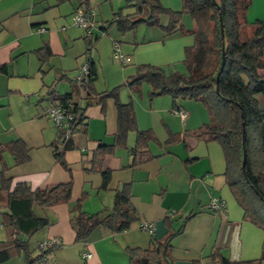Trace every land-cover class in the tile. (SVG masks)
Listing matches in <instances>:
<instances>
[{
    "label": "crops",
    "instance_id": "crops-1",
    "mask_svg": "<svg viewBox=\"0 0 264 264\" xmlns=\"http://www.w3.org/2000/svg\"><path fill=\"white\" fill-rule=\"evenodd\" d=\"M105 3L111 10L110 18L106 17ZM89 6L95 10V32L100 35V27L107 26L105 22L117 12L115 6L122 8L126 3L90 0ZM78 8L74 0H0V142L20 139L28 150V160L18 165L14 164L12 153L4 150L0 169L8 167L4 175L11 178L12 184L25 181L32 188L71 182L69 201L46 208L32 205L34 215L46 218L48 225L31 235L28 250L34 255L39 251V243L52 245L45 264H129L128 248H147L152 240L164 238L169 230L179 228L186 215L194 213L182 233L171 241L172 264H217L212 258L215 250L229 260L262 256L264 231L244 218L243 209L232 195L225 180L226 164L220 145L203 137L183 136L184 131L208 120L207 110L197 101L178 102L180 98L169 95L149 97L150 86L142 83L134 93L131 88L126 91L134 73L126 77L121 69L108 81L104 79L102 89L94 83L95 90L124 84L118 93L119 100L132 101L137 128L153 133L154 139L148 142L153 157L132 164L135 131H130L124 146L112 147L103 157L102 168L111 171L106 188L102 187L100 171L84 169L98 145L114 142L116 108L114 101L107 99L102 104L92 102L86 106L84 127L72 134L71 147L63 151L67 167L56 161L58 131L45 116L43 106L48 91L62 95L77 84L76 74L87 60L86 35L73 21ZM131 11L127 8L123 14ZM249 14L264 19V0H253L247 11L248 21ZM138 27L120 33L111 24L99 36L90 54L97 78L96 61L113 58L114 44L119 45L133 69L138 64L162 66L175 62L193 42L191 34L139 37ZM38 51H44L43 61L38 58ZM128 91L131 94L127 97ZM257 98L264 108V98ZM80 103L85 105L86 101ZM176 108L185 112L184 119ZM169 139H173L172 143H167ZM123 184H129L130 199L139 219L123 232L96 227L87 238L74 240L69 221L74 202L83 196L81 208L86 213L109 209L114 189ZM212 198L223 201L222 210L210 209ZM5 204V195L0 193V223ZM145 221L153 224L152 234L141 228ZM0 230L3 242L6 233L2 226ZM87 252L90 257L84 256ZM0 264H24L22 253L11 248V256Z\"/></svg>",
    "mask_w": 264,
    "mask_h": 264
},
{
    "label": "trees",
    "instance_id": "trees-1",
    "mask_svg": "<svg viewBox=\"0 0 264 264\" xmlns=\"http://www.w3.org/2000/svg\"><path fill=\"white\" fill-rule=\"evenodd\" d=\"M84 12L90 9V0H74ZM253 0H181L182 10L165 8L160 0H126L132 11L122 14L121 10L102 25L101 32L115 24L120 33L133 30L139 22L160 25L165 35L179 31L191 34L193 42L184 48L185 71H166L161 65L138 64L135 73L129 78L128 86L137 90L140 83L150 85L149 97L169 95L172 98L191 99L200 102L208 112V120L183 136L203 137L215 141L222 149L226 170L225 180L232 195L244 211V218L264 231V108L259 106L258 95L264 98V20H247V11ZM168 14L166 24H159L158 15ZM181 12L188 13L194 20L191 28H183ZM101 35V34H100ZM94 32L85 36L87 41V74L79 84H75L65 94L48 91L46 102L62 106L73 115L72 134L84 127L85 109L92 102L102 104L112 99L116 108V130L112 145H98L84 169L98 170L102 176V187L106 188L111 171L102 168L103 157L114 146H124L127 134L135 131L132 147L139 164L153 156L148 150V142L154 139L149 130H140L132 101L122 102L118 97V86L96 91L94 82L97 72L90 54L100 36ZM43 61L44 51L37 52ZM86 104L81 105L80 101ZM42 101V100H41ZM177 111V108H176ZM68 139L63 148L54 152L56 161L67 167L63 151L71 147ZM169 139L167 143H172ZM57 142V141H56ZM4 150L14 156V164L28 160L25 144L20 139L0 142V158ZM244 157V162L242 165ZM88 166V167H87ZM7 166L0 169V193L5 195L6 211L0 223L6 239L0 242V262L11 256V248L22 253L24 264H45L52 245H37L34 255L28 250V239L33 233L48 225L46 218L37 217L32 205L46 208L59 202H67L71 195V182L57 183L44 188H32L25 181L12 184L5 177ZM129 184L114 189L113 202L109 209L86 213L81 208L83 196L70 208L69 221L74 231V240L89 236L96 227L123 232L139 219L130 199ZM194 213L183 218L178 229L169 230L164 238L152 240L145 249L128 248L129 264H172L170 247L173 237L182 233L186 221ZM212 258L217 264H264V254L251 260H229L215 250Z\"/></svg>",
    "mask_w": 264,
    "mask_h": 264
},
{
    "label": "built area",
    "instance_id": "built-area-1",
    "mask_svg": "<svg viewBox=\"0 0 264 264\" xmlns=\"http://www.w3.org/2000/svg\"><path fill=\"white\" fill-rule=\"evenodd\" d=\"M94 16L95 10L93 8H90L88 12H84L81 8H78L73 16V21L77 26L83 29L86 36H91L97 30ZM102 34H104V32H101V35ZM112 55L115 60L119 61L120 63H125V55L122 53L118 44H114ZM88 68L89 61L86 60L80 66L79 72L75 77V81L77 82V84H79L81 82V79L87 74ZM43 112L45 116L51 119L53 125L58 131V135L56 138L57 142L54 147V152H58L63 148L65 142L70 138L73 127V115L68 111L67 108L62 106H54L52 104H49L48 102L44 104ZM176 113H178L181 119H184V117L186 116L185 112L181 110L176 111ZM208 206L214 212H217L222 210L223 201L218 198H212L209 201ZM140 226L149 234L153 233V224L151 222H142ZM45 244L47 243H42V245ZM90 255L91 254L88 252L84 253L85 257H90Z\"/></svg>",
    "mask_w": 264,
    "mask_h": 264
},
{
    "label": "rangeland",
    "instance_id": "rangeland-1",
    "mask_svg": "<svg viewBox=\"0 0 264 264\" xmlns=\"http://www.w3.org/2000/svg\"><path fill=\"white\" fill-rule=\"evenodd\" d=\"M124 2L126 3V0H124ZM160 3L162 4L163 7L165 8H168V9H171V10H174V11H179V10H182V5H181V0H160ZM127 8H131V7H127V6H124L122 8H119L118 6H115V9L117 11H120L122 12V14L124 13V10L127 9ZM114 10V11H116ZM105 12H106V17L107 18H110L111 15V10L110 8L108 7L107 3H105ZM248 17H250L251 19H249L250 22H253L255 21L256 19H260L258 18L257 16H255V14H249ZM261 20H264V19H261ZM168 21V14L166 12H161L159 13L158 15V22L159 24H166ZM180 23L182 24L183 28H191L193 26V20H192V17L188 14V13H185V12H181V16H180ZM138 27V30H139V37H141L143 34L144 35H147V37H151V38H155V37H159L160 35H164L165 32H164V29L160 26V25H149L147 24L146 22H139L136 27ZM136 29V28H135ZM138 34V33H137ZM176 34L177 36H181V37H188L189 34H182L180 33L179 31H177L176 33H173V35ZM122 53L124 54V52L122 51ZM125 59L126 56H125ZM183 57L175 62H172V63H167V64H164L162 65V67L166 70V71H169V70H178L180 72H184L185 71V66H184V63H183ZM131 64L128 63L127 64V60L124 64L120 63L119 61L115 60L112 58V56H110L108 59H104V60H101L100 62L96 61V67L98 68V78L95 80V85L97 88H101L103 87V82H104V79L105 80H109L110 78H112L116 72H120L121 69L125 71L126 73V77L129 73H135V66L133 67V69H130ZM101 67L104 68L103 71H101ZM110 73V74H109ZM77 75V74H76ZM142 84L144 85H148L150 86L146 81H143ZM115 86H118L117 90H118V93H120L122 91V89L124 88V84H116L110 88H107V89H111ZM102 89V88H101ZM130 89L128 84H126V91ZM131 90V89H130ZM131 92H135V91H132ZM127 94V97H128V94H131L130 91L126 92ZM137 95V94H136ZM179 101L178 102H181L183 101L182 99H178ZM192 103H194V101H190ZM196 103V102H195ZM197 104H201V103H197ZM3 232H4V229H3ZM0 233H2V231L0 230Z\"/></svg>",
    "mask_w": 264,
    "mask_h": 264
},
{
    "label": "water",
    "instance_id": "water-1",
    "mask_svg": "<svg viewBox=\"0 0 264 264\" xmlns=\"http://www.w3.org/2000/svg\"><path fill=\"white\" fill-rule=\"evenodd\" d=\"M243 162H244V157H243L242 165H243Z\"/></svg>",
    "mask_w": 264,
    "mask_h": 264
}]
</instances>
